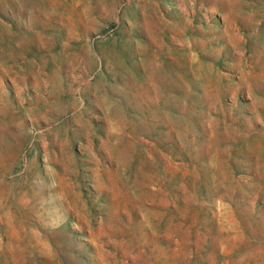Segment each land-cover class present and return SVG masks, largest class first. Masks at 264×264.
Instances as JSON below:
<instances>
[{"label": "rangeland", "instance_id": "rangeland-1", "mask_svg": "<svg viewBox=\"0 0 264 264\" xmlns=\"http://www.w3.org/2000/svg\"><path fill=\"white\" fill-rule=\"evenodd\" d=\"M118 262L264 264V0H0V264Z\"/></svg>", "mask_w": 264, "mask_h": 264}, {"label": "bare ground", "instance_id": "bare-ground-1", "mask_svg": "<svg viewBox=\"0 0 264 264\" xmlns=\"http://www.w3.org/2000/svg\"><path fill=\"white\" fill-rule=\"evenodd\" d=\"M98 164V163H97ZM172 167V166H171ZM164 168V167H163ZM171 172V171H170ZM110 192L112 193V195H114L115 196V198L117 199V203H119L120 202V199H123L124 197L122 196V195H120L116 190H115V188L113 187V188H111L110 189ZM118 194V195H117ZM119 221V220H118ZM114 221L112 220V223H113ZM119 223V222H118ZM121 223H123V220H122V222ZM115 228V227H114ZM113 228V229H114ZM106 229V228H105ZM116 229H117V227H116ZM109 231V230H108ZM107 231V232H108ZM119 231V230H118ZM129 232V231H128ZM102 233V232H101ZM183 233V232H182ZM195 233V232H194ZM110 234V233H109ZM119 234H121V233H119ZM174 234V233H173ZM202 235V234H201ZM119 236V235H118ZM196 236V235H195ZM121 237H122V235H121ZM132 237V236H131ZM204 237V236H203ZM156 239V238H155ZM95 240V239H94ZM98 240V239H97ZM133 240H134V238H133ZM105 242V241H104ZM102 244V243H101ZM100 245V244H99ZM107 246V245H106ZM111 246V245H110ZM109 246V247H110ZM113 247V246H112ZM124 247V246H123ZM219 247V246H218ZM108 248V247H107ZM125 248V247H124ZM108 250V249H107ZM115 250V249H114ZM138 250V249H137ZM141 250V249H140ZM149 250V249H148ZM128 251V250H127ZM105 254H106V252H105ZM119 254V253H118ZM128 260V259H127ZM113 263V262H112ZM50 264V263H49ZM118 264H119V262H118Z\"/></svg>", "mask_w": 264, "mask_h": 264}]
</instances>
